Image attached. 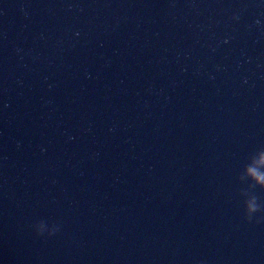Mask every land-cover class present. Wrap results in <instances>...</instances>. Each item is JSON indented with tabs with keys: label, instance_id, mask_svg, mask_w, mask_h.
Returning a JSON list of instances; mask_svg holds the SVG:
<instances>
[{
	"label": "water",
	"instance_id": "water-1",
	"mask_svg": "<svg viewBox=\"0 0 264 264\" xmlns=\"http://www.w3.org/2000/svg\"><path fill=\"white\" fill-rule=\"evenodd\" d=\"M0 264H264V0H0Z\"/></svg>",
	"mask_w": 264,
	"mask_h": 264
},
{
	"label": "clouds",
	"instance_id": "clouds-1",
	"mask_svg": "<svg viewBox=\"0 0 264 264\" xmlns=\"http://www.w3.org/2000/svg\"><path fill=\"white\" fill-rule=\"evenodd\" d=\"M232 19L235 20L237 17L234 16ZM257 23L260 22L257 21ZM258 210V206L254 200L247 201L244 205V218L248 221H251L257 214ZM33 228L37 236L47 235L48 237H51L59 231V226L53 225L49 227L43 223H36L33 225Z\"/></svg>",
	"mask_w": 264,
	"mask_h": 264
}]
</instances>
